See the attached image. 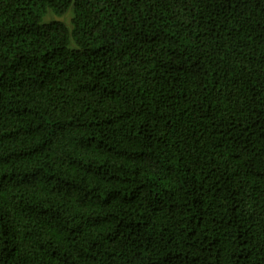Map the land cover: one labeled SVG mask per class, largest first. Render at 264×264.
Returning <instances> with one entry per match:
<instances>
[{
  "label": "trees",
  "instance_id": "1",
  "mask_svg": "<svg viewBox=\"0 0 264 264\" xmlns=\"http://www.w3.org/2000/svg\"><path fill=\"white\" fill-rule=\"evenodd\" d=\"M0 264H264V0H0Z\"/></svg>",
  "mask_w": 264,
  "mask_h": 264
},
{
  "label": "rangeland",
  "instance_id": "2",
  "mask_svg": "<svg viewBox=\"0 0 264 264\" xmlns=\"http://www.w3.org/2000/svg\"><path fill=\"white\" fill-rule=\"evenodd\" d=\"M72 17H73V11L69 10L66 14L62 16H58L53 12L47 13V15L44 17L45 21H51V20H60L64 22L70 29L72 28Z\"/></svg>",
  "mask_w": 264,
  "mask_h": 264
}]
</instances>
